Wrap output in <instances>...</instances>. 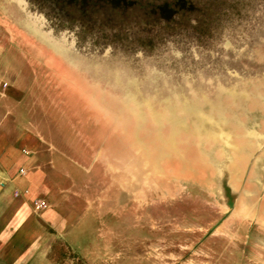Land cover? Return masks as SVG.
Wrapping results in <instances>:
<instances>
[{
	"label": "rangeland",
	"instance_id": "obj_1",
	"mask_svg": "<svg viewBox=\"0 0 264 264\" xmlns=\"http://www.w3.org/2000/svg\"><path fill=\"white\" fill-rule=\"evenodd\" d=\"M0 22V56L36 77L50 172L103 235L88 250L264 264V0H0Z\"/></svg>",
	"mask_w": 264,
	"mask_h": 264
},
{
	"label": "crops",
	"instance_id": "obj_2",
	"mask_svg": "<svg viewBox=\"0 0 264 264\" xmlns=\"http://www.w3.org/2000/svg\"><path fill=\"white\" fill-rule=\"evenodd\" d=\"M8 33L0 22V49ZM19 45L14 44L16 55ZM18 57L0 56V264H56L51 255L59 244L85 264H104V251L88 250V243L96 245L103 235L98 224L89 225V209L77 199L81 194L66 187L65 174L50 172L56 159L32 117L38 93L30 85L36 77L25 75ZM35 201L47 207L36 210Z\"/></svg>",
	"mask_w": 264,
	"mask_h": 264
},
{
	"label": "bare ground",
	"instance_id": "obj_3",
	"mask_svg": "<svg viewBox=\"0 0 264 264\" xmlns=\"http://www.w3.org/2000/svg\"><path fill=\"white\" fill-rule=\"evenodd\" d=\"M126 111L128 110L125 107L120 106L118 110L115 112L116 113L115 116H117L116 118H118V123H119L118 125L127 129L128 137L130 138V137H134L135 135L134 130H133L135 125L133 126V124L127 121L128 114Z\"/></svg>",
	"mask_w": 264,
	"mask_h": 264
},
{
	"label": "built area",
	"instance_id": "obj_4",
	"mask_svg": "<svg viewBox=\"0 0 264 264\" xmlns=\"http://www.w3.org/2000/svg\"><path fill=\"white\" fill-rule=\"evenodd\" d=\"M20 173L23 174V170H20ZM33 205L36 210L44 209L47 207V204L42 201H35Z\"/></svg>",
	"mask_w": 264,
	"mask_h": 264
}]
</instances>
